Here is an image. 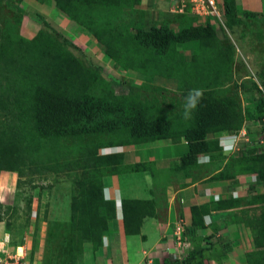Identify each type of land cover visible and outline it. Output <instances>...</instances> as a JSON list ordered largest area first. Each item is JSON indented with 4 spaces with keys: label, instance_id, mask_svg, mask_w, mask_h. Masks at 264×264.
<instances>
[{
    "label": "trees",
    "instance_id": "obj_1",
    "mask_svg": "<svg viewBox=\"0 0 264 264\" xmlns=\"http://www.w3.org/2000/svg\"><path fill=\"white\" fill-rule=\"evenodd\" d=\"M4 1L19 13L17 24L27 16L39 20L51 35L39 30L33 38L27 39L9 28L2 31L0 169L18 171L20 165L33 162L58 173L77 172L70 197V230L71 254L80 259L83 244L89 242L93 250H97L103 237L111 232L116 218V204L105 197L103 177L144 170L146 166L142 161L125 163L122 151L99 153L100 148L145 146L164 139L174 143L173 146L183 144L182 150H166V155L173 153L177 157V176H189L197 165V154L208 153L212 157L219 156L218 152L221 154L219 139L208 138L209 133L238 131L249 117L243 115L238 101L228 93L226 85L232 81L233 54L229 47L221 45L210 24H189L179 30L167 24L131 27L121 20H129L123 18L124 15L138 9L142 0H52L55 10L82 26L102 46L104 54L117 63L145 75L148 81L156 76L175 78L183 82L185 91L202 90L203 95L193 108V118L184 122L180 133L171 119L149 114L131 95L113 91L91 95L84 84L87 82L79 61L66 47L82 52L81 49L40 13L27 11L11 0ZM222 2L229 26L243 22L236 15L235 0ZM244 12L246 17L256 14ZM192 43L199 46L203 59L193 55L184 62L174 56L176 45ZM21 50H27L30 56H18ZM204 55H208L207 59ZM85 59L90 67L101 69L88 57ZM20 75H26L23 80H27V87L31 89L26 93H20L17 87L18 80L22 81ZM257 75L264 87V69ZM34 80L39 83L32 90ZM260 85L251 81L245 90L257 95L255 118L262 125L259 138H264V88ZM102 135L111 137L104 140ZM68 140L71 144L66 143ZM251 146L246 144L240 151L243 154L240 160L248 167L239 172H256L264 181V150L254 152ZM225 171H228L227 165ZM225 171L212 178L228 175ZM251 191L249 187V202L259 204V211L246 221L254 231V249L246 253L245 264H264V192L252 194ZM240 200L230 197L192 205L191 227L204 228V216L211 209L235 207ZM155 206L153 200L122 198L124 233L139 234L143 219L156 214ZM208 257L207 249L197 248L188 251L182 260L165 257L163 264H204L203 260Z\"/></svg>",
    "mask_w": 264,
    "mask_h": 264
},
{
    "label": "rangeland",
    "instance_id": "obj_2",
    "mask_svg": "<svg viewBox=\"0 0 264 264\" xmlns=\"http://www.w3.org/2000/svg\"><path fill=\"white\" fill-rule=\"evenodd\" d=\"M11 1L27 11L43 15L44 19L53 28L81 49L82 52L69 46L66 47V50L79 61L87 82L84 84L91 95L98 96L109 91H113L119 95H131L149 114L171 119L175 130L180 133H182L184 122L190 121L193 118V109L186 110L185 108L186 97L190 91H185L182 81L162 76H156L152 81H148L145 75L132 72L127 66L117 63L104 54L102 46L82 26L74 21L63 20V15L55 10L52 0L39 3L40 7L38 8L28 5L25 0ZM175 5L174 0H143L138 9L129 10L124 15L123 18L129 20L124 21L122 19L121 21L131 27L138 25L149 27L151 25L167 24L174 30H179L182 26L189 24H200L190 13L173 11ZM236 15L243 19V22H235L229 26V18L222 12L224 25L213 24L212 26L216 30L217 39L221 45L229 47L232 51V81L226 85V88H228V93L233 95L238 101V107L243 115L245 117L249 116L245 118L239 130L244 128L247 132L246 135L253 139L251 142L252 146H250L256 152L264 150V138H259L262 125L255 118V100L257 95L254 92L246 91L245 86H250L251 81H256L260 85L257 74L261 69H264V16L256 13L252 17H246L245 12L241 11L237 12ZM18 16V12L9 7L4 0H0V56H2L4 47L2 43V31L6 28L27 39L33 38L39 30L46 31L51 35L39 20H32L27 16H23L21 22L17 24L16 20ZM199 54L200 49L196 43L176 45L174 52V56L178 59H184V62L189 61L193 55H197L196 57L199 60L203 59L202 55ZM18 56L28 58L30 54L27 50H21L18 52ZM87 57L94 64L101 66V69L90 67L88 61L85 59ZM207 57L208 55H204V59H207ZM32 73L37 75L34 71ZM25 76L20 75L22 81L18 80L17 87L20 93H26L28 92L27 90H31L27 87V80H23ZM116 79L120 80L121 83L117 82ZM38 83L39 81L34 80L32 90ZM260 88L263 89L264 87L260 85ZM236 133L238 131L229 132L230 135ZM110 137V135H102V139L104 140ZM234 139L238 140L241 138ZM66 143L71 144V140L66 141ZM173 144L171 141L164 139L155 141V143L149 145L136 147L132 145V147L136 148L140 156H143L142 151L148 148L163 149L164 152L166 150L174 152L179 149L182 150L183 144L174 146ZM110 151H121V147H103L98 152L106 153ZM236 151L228 153V171H226L228 174H236V172L248 167L247 164L242 163L240 160L241 155H243L242 152L240 154ZM127 153L129 154L130 152ZM218 154L219 156L221 155L220 152ZM219 156H215V158L219 159ZM213 165L214 163H209V165L198 164L191 172V175L195 178L207 177ZM76 174L77 172L74 170L58 173L51 169H43V166L33 162L20 165L18 171L0 169V182L8 187L6 189V196L0 195V216L2 222L8 223L7 225L5 224V228L7 226L6 229L12 230L10 243L12 242L13 246L16 247L22 246L23 248L24 245L26 247L23 250L22 248L21 250L19 249L18 252L19 255H23V258L20 257V261H23L24 264H81L80 256L71 254L72 233L70 230V212L68 213V209L66 208V204H70L69 198L72 193V182ZM157 176L159 177L156 179V182L162 187L170 182L172 176L173 178H178L176 172H158ZM45 188L49 189L50 193L58 192L61 196L65 197L52 210L53 219L50 217V199L42 196ZM159 189L163 193V188ZM0 191H4V188L0 187ZM34 196L37 197V202L33 199ZM120 196L141 197L142 195H139L135 191L126 193L122 190ZM63 197H60L59 200ZM50 222H52L51 225ZM49 226L51 230H59L58 233H61L58 247L63 250L57 251L55 248V250H52L53 252H43L40 250ZM251 235H254L253 230ZM132 239H138V237ZM177 245L178 247L179 245L181 247L186 246L185 251L189 249L187 244L182 246V242ZM3 255H11V253H4ZM138 256L140 257V254Z\"/></svg>",
    "mask_w": 264,
    "mask_h": 264
},
{
    "label": "crops",
    "instance_id": "obj_3",
    "mask_svg": "<svg viewBox=\"0 0 264 264\" xmlns=\"http://www.w3.org/2000/svg\"><path fill=\"white\" fill-rule=\"evenodd\" d=\"M25 1L28 5L37 8L41 4L36 0ZM235 3L237 12L247 10L264 16V0H235ZM62 18L66 20L64 16ZM207 137H216L222 146L219 159L212 157L208 153H203L205 156L202 155L201 158L196 156L197 165L214 163L209 170L208 176L195 178L191 175H184L183 177L178 176L179 179L172 176L170 182L164 187L156 182L159 177L157 173L164 171L174 173L179 170L178 159L173 153L168 156L162 149L148 148L142 151L143 156H140L136 148H134L135 146L127 145L121 147L125 163L134 164L142 161L146 166L143 168L144 170L128 171L103 177L105 197L113 199L116 204V218L114 219L111 232L103 237V243L97 250L94 251L89 242L83 244L81 264H163V258L165 257L170 260H182L184 256L181 255L180 251L185 249L186 244L189 247L186 255L188 251H193L197 248L207 249L209 257L203 260L204 264L246 263V253L254 249V235H251L253 228L246 221L248 217L259 211V204L249 202L248 189L251 187L252 194L263 193L264 181L258 177L256 172L242 171L234 176H228V174L222 178H212L213 175L226 170L228 153L235 150L240 153L238 150H242L243 145L241 144L243 142L241 141L242 139H234L228 132L209 133ZM233 143L235 146H233ZM197 157L202 163H198ZM1 183L0 187L4 188V191H0V195L6 196L8 187ZM10 185L12 186L11 183ZM47 188L42 192V196L50 199V217L53 219L52 210L65 197L58 192L50 193ZM159 188H163V193ZM122 190L126 193L135 191L142 196H120ZM60 197L63 198L59 200ZM230 197H239L241 200L235 207L211 209L204 216L206 224L204 228L195 229L191 227L192 205L210 201L215 202ZM122 198L153 200L156 204V214L154 216H146L143 219L139 234L126 235L124 233L121 212ZM33 199L36 202L38 201L36 196ZM66 208L69 213L70 204H66ZM58 231L51 230L50 226L48 227L41 244V251L63 250L58 247V241L61 236ZM179 231L181 233L180 241L182 246L185 247L180 245L178 247L176 243L177 232ZM11 233V229L5 228V222L0 221V253L18 254V256L23 258V255L21 256L18 253L19 248H22V246H13L12 242L10 243L9 241ZM134 237H138V239H132ZM23 248H26L25 245ZM139 254L140 257L138 256ZM192 264L196 263L193 262Z\"/></svg>",
    "mask_w": 264,
    "mask_h": 264
},
{
    "label": "built area",
    "instance_id": "obj_4",
    "mask_svg": "<svg viewBox=\"0 0 264 264\" xmlns=\"http://www.w3.org/2000/svg\"><path fill=\"white\" fill-rule=\"evenodd\" d=\"M176 5L173 11L179 13H190L191 16L195 17L200 24H221L224 25L222 18L223 2L222 0H174ZM241 134V135H240ZM247 132L244 128L238 131V133L232 135L233 138H241L243 144L251 145V138L248 137ZM240 135L239 137H237ZM262 139V138H260ZM177 242L181 241V233L177 232ZM176 242V243H177ZM177 243V244H178ZM180 253L184 258L186 257V251L181 250ZM0 253V264H24L20 261V256L16 254L3 255Z\"/></svg>",
    "mask_w": 264,
    "mask_h": 264
},
{
    "label": "clouds",
    "instance_id": "obj_5",
    "mask_svg": "<svg viewBox=\"0 0 264 264\" xmlns=\"http://www.w3.org/2000/svg\"><path fill=\"white\" fill-rule=\"evenodd\" d=\"M203 93L202 90H197V89H193L189 92L188 96L186 97V104H185V108L186 110L188 109H193L195 108L196 104L199 101V98L202 97ZM239 131V130H238ZM234 135V134H232ZM243 142V141H242ZM241 145H245V144H241ZM233 146H235V144L233 143ZM122 147V146H121ZM242 147V146H241ZM122 151V150H121ZM111 152H116V151H110V152H106V153H111ZM200 154V153H199ZM204 155L203 153L197 156H200L199 158H201V156ZM205 156V155H204ZM198 158V157H197ZM198 158V163H202Z\"/></svg>",
    "mask_w": 264,
    "mask_h": 264
},
{
    "label": "bare ground",
    "instance_id": "obj_6",
    "mask_svg": "<svg viewBox=\"0 0 264 264\" xmlns=\"http://www.w3.org/2000/svg\"><path fill=\"white\" fill-rule=\"evenodd\" d=\"M21 250V248H19ZM23 249V248H22Z\"/></svg>",
    "mask_w": 264,
    "mask_h": 264
}]
</instances>
